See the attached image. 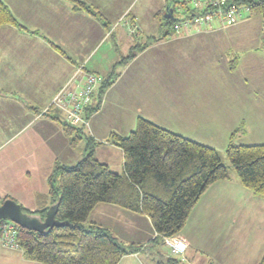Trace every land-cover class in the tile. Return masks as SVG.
I'll return each instance as SVG.
<instances>
[{"label": "crops", "instance_id": "crops-1", "mask_svg": "<svg viewBox=\"0 0 264 264\" xmlns=\"http://www.w3.org/2000/svg\"><path fill=\"white\" fill-rule=\"evenodd\" d=\"M0 1L17 23V26H0V139L11 140L10 152L0 156V177L19 176L23 180L32 175L40 177H36V187L27 185V189L14 190L12 196L0 188L1 195L4 193L21 207L35 210L37 197L47 194V179L55 166H74L85 155L86 141L73 148L70 145L73 137L63 132V113L50 105L55 93L80 66L102 80L109 77L113 81L101 97L97 95L98 101L93 97L91 109L95 111L87 116L83 131L97 143L95 159L110 171L114 172L110 168L112 157L121 158V170L114 173L121 174L123 164L122 152L110 143L111 136H128L139 118L219 152L225 151L231 137L239 145H264V20L261 16H248L247 12L231 23L216 22L199 31L191 29L149 41L139 46L141 49L138 48L134 58L123 63L118 74L112 71L111 75L109 71L118 63L110 67L104 57H95L107 31H111L112 22L127 13L128 19L138 27L135 35H127V28L124 34L116 31L115 41L120 38L126 46V36L137 39L143 31L139 21L142 16H147L149 27L166 32V28L159 27L157 15L166 14L169 0H143L139 9L135 0H83L104 17L103 21L75 10L68 0ZM115 29L108 32L109 37ZM230 182L229 178L210 185L176 235L187 245L185 264L187 260L190 264L206 263L191 254L192 237L185 232L189 221L194 219L193 214L213 218L219 214L223 202L225 215L236 216L241 211L240 204L246 201V209H253L264 220V210L258 211L264 202L253 199V194L245 195L244 191L239 194L238 183L232 187ZM228 189V195L219 199L222 201L209 200L210 195L205 197L210 190L217 194ZM241 194L246 199H241ZM88 219L109 230L125 245H144L155 237L146 216L115 206L98 204ZM255 232L259 241L253 249L258 251L255 261L259 264L264 254V231ZM155 253L153 247L143 248L123 256L118 264H139L142 254L156 261ZM147 257L144 258L149 260ZM0 264L38 263L27 259L20 249H8L0 244Z\"/></svg>", "mask_w": 264, "mask_h": 264}, {"label": "trees", "instance_id": "trees-1", "mask_svg": "<svg viewBox=\"0 0 264 264\" xmlns=\"http://www.w3.org/2000/svg\"><path fill=\"white\" fill-rule=\"evenodd\" d=\"M68 1L75 10L104 20L83 0ZM230 3L247 7L248 16L259 15L264 20V0H231ZM168 7L172 9L173 6L169 3ZM157 16L159 27H167L159 38L174 34L173 16L167 18L165 13ZM2 25L17 26V23L0 1ZM134 56L131 54L122 64ZM112 82L109 77L101 80L99 97ZM93 111L94 108L89 113ZM62 126L63 132L73 137L70 141L73 148L80 141H86L85 155L71 167L57 164L47 179V194L37 197V208L30 211L22 207L25 214L43 221L46 211L57 205L55 220L63 223L40 233L18 227L20 250L27 259L38 264H118L125 255L159 246L162 236L175 237L182 230L192 208L210 185L229 179L218 151L143 118L137 120L128 136H111L110 143L122 152L121 174L110 171L95 159L97 143L85 135L84 127H72L65 122ZM225 155L241 185L254 196L263 197L264 145H239L231 137ZM98 204L146 216L155 237L144 245H125L99 224L88 222L85 225ZM154 257L158 264H180L159 252ZM259 264H264V254Z\"/></svg>", "mask_w": 264, "mask_h": 264}, {"label": "rangeland", "instance_id": "rangeland-1", "mask_svg": "<svg viewBox=\"0 0 264 264\" xmlns=\"http://www.w3.org/2000/svg\"><path fill=\"white\" fill-rule=\"evenodd\" d=\"M144 1L135 0L134 1V3L136 4L135 6L139 9L140 8L139 6ZM126 14L127 13L123 14L116 22H112V24L110 25L111 31H107L105 39L101 43V48L95 57V59H101L102 57H104L106 64L108 66L110 65V67L113 63H114L113 65L118 63L113 68V70L111 68V70L109 71L111 75H112V71H114L113 72L114 75L118 74V72L121 70V66L123 65L122 62L128 60L131 54H135L138 51L139 46L143 44L144 45L148 44L149 41L150 42L152 41V39H157V38L161 39L159 38L161 37L160 30L157 32V27L156 28L155 26L153 28L149 27L146 21L147 16H142L141 19H139V21L140 23H142V26H144V29L138 35L137 39L135 38L131 39V37L126 36L128 39V46H126L122 41H120V38L116 39L115 41L114 36L117 33L116 31L120 30L121 32H123V34L124 31L127 32L126 26L124 25V21L128 19V16ZM175 15L177 14L175 13ZM116 26L117 28L115 29ZM165 28L167 30V27H164V29ZM114 29L115 31L109 37L108 34H110ZM193 30H197V27H193ZM128 33L129 32H127V35ZM121 39L123 40L124 38ZM86 71H88V69ZM97 95H98V90L96 89L93 97L95 100L98 101L99 97ZM96 107L98 108V104L96 105ZM102 115L108 116L107 114H101V116ZM3 141H4L3 139H0V156H2L4 153L7 154L8 152H10L9 149L11 146L10 144L11 140L4 141L5 143H3ZM101 153L103 152H100V155ZM219 154L221 157V163L227 168V172L231 181L230 182L231 186L232 187L235 185L237 186L236 183H238V187H240L239 194L241 193V191H244V193H247L245 195H248L249 193L251 196H253L250 191H248L247 189H245L243 186L240 185L236 173L234 172L233 168L230 166L229 161L225 155V151L219 152ZM120 160L121 158L119 156L112 157L113 166L111 165L110 167L111 170H113L114 172H120L121 170L119 164ZM115 164L117 166H115ZM36 177L38 179L40 178L38 175ZM36 177L32 175L28 180H23V178H20L19 176L0 177V188L7 190L8 194L12 196L15 195L14 190L15 192H18V190L27 189L26 188L27 185L36 187L38 185L37 182L38 179H36ZM210 191L207 192L205 196L208 197V195H210L209 200L210 199L212 200V198L213 199L218 198L219 200L222 197L223 200L224 197L228 195L227 193L230 191V189L225 191H220L217 194H215L214 191L213 192ZM1 192L4 191L1 190ZM241 195L242 197L240 198L243 199L244 194ZM253 197H254L253 199H255L256 201L264 202L263 198H259L255 196ZM4 198H5L4 193L3 195L0 194V204L3 202ZM246 206H248L246 201L241 203L238 210L241 211L243 210L245 212L243 213L240 211V213L237 214L236 216L225 215V211H224L225 207L223 206V202L222 205L220 203L219 214L214 216L213 218H200L198 214H193L192 217H194L195 220L193 219L189 221L188 225L185 228V232L186 233L189 232L188 234H191L190 236L192 237L191 254L195 255L196 258L199 257L203 259L206 262L205 264H256L255 259L258 251L255 250L256 249L255 243H257L259 239L257 237L258 233H256L255 230L259 232L264 231V220L262 216L255 214L253 209L247 210ZM24 208H29V207H24ZM260 210H264V204L262 209H258V211ZM88 222H90V220L87 218V221L84 224L86 225ZM152 247L155 251L161 254L167 252V249L162 245L152 246ZM259 253H262V250ZM144 257L147 256L142 254L139 257V264H146V261H149L150 264H158L156 261H151L149 257H147V259L149 260H146V258ZM188 258H190L189 255ZM187 263L190 264V261L187 260ZM132 264H136V262ZM192 264L195 263L192 262Z\"/></svg>", "mask_w": 264, "mask_h": 264}, {"label": "built area", "instance_id": "built-area-1", "mask_svg": "<svg viewBox=\"0 0 264 264\" xmlns=\"http://www.w3.org/2000/svg\"><path fill=\"white\" fill-rule=\"evenodd\" d=\"M231 0H170L174 34L187 33L193 27L197 31L218 22L231 23L243 18L247 7L233 6ZM175 13L177 15H175ZM128 32L135 35L138 27L130 19L124 21ZM101 78L77 67L66 83L51 100V107L63 113L64 121L72 127H85L93 102V95L101 84ZM18 227L9 220H0V244L8 249H20L17 242ZM161 245L167 249L166 257L185 264L187 245L175 237H161Z\"/></svg>", "mask_w": 264, "mask_h": 264}, {"label": "water", "instance_id": "water-1", "mask_svg": "<svg viewBox=\"0 0 264 264\" xmlns=\"http://www.w3.org/2000/svg\"><path fill=\"white\" fill-rule=\"evenodd\" d=\"M165 17H172V9H166ZM173 20V17H172ZM57 205L51 206L47 211L43 221L36 217H30L23 212L22 207L14 200L8 198L0 204V220H9L19 226L20 228L27 229L35 232H43L45 229L53 227H60L63 223L55 220Z\"/></svg>", "mask_w": 264, "mask_h": 264}]
</instances>
